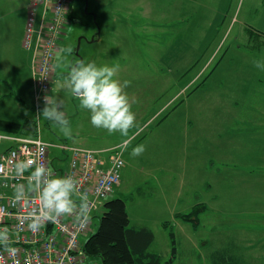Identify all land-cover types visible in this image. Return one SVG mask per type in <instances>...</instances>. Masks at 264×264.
<instances>
[{
    "label": "rangeland",
    "instance_id": "rangeland-1",
    "mask_svg": "<svg viewBox=\"0 0 264 264\" xmlns=\"http://www.w3.org/2000/svg\"><path fill=\"white\" fill-rule=\"evenodd\" d=\"M15 1L0 0V6L10 12ZM190 2L188 10L181 0H73L65 38L54 56L49 94L64 101L61 110L72 137L65 138L42 116L36 120L45 104L34 110L31 53L20 47L22 66L16 68L10 54L15 45L0 46V116L36 120L40 135L51 144L49 159L54 167L68 161L59 144L89 148L103 157L120 148L124 165L110 197L124 199L130 226L152 231L146 251L168 260L172 230L176 252L169 264H215L213 251L227 239H234L236 243L229 245H237L245 254L257 250L264 254V167L244 159L250 153L264 156L263 140L254 141L248 132L264 120L260 109L264 89L254 93L259 79L264 81V71L252 63L264 60V0ZM82 59L97 66L118 65L115 79L131 82L125 91L136 100L132 105L136 127L127 138L93 127L90 112L61 87L66 69L58 67V61ZM14 92L20 96L19 106ZM253 103L254 114L223 115L227 108L244 109ZM224 116L244 123L239 126L247 143L242 157L225 151L227 136L217 130ZM204 119L211 121L209 128L214 131L202 129ZM262 131L260 126L258 133ZM192 137L200 144L189 145ZM125 139H130L126 148ZM5 144L0 143V148ZM139 145L145 151L133 157L131 152ZM196 202L207 206L196 225L177 217ZM103 210L92 216L89 232L97 229ZM245 263L264 264V257L244 258ZM86 264L100 260L87 257Z\"/></svg>",
    "mask_w": 264,
    "mask_h": 264
},
{
    "label": "built area",
    "instance_id": "built-area-1",
    "mask_svg": "<svg viewBox=\"0 0 264 264\" xmlns=\"http://www.w3.org/2000/svg\"><path fill=\"white\" fill-rule=\"evenodd\" d=\"M72 0H29L22 46L31 49V69L34 86V110L50 94L53 80L54 56L60 36L67 24V13ZM38 20V24L36 21ZM0 230H7V248L0 244V264H86L82 251V237L88 235L93 213L114 191L124 165L122 150L114 147L106 157L81 147L57 145L67 151L66 166L54 167L49 159L48 141L40 136L39 125L35 136L0 130ZM31 161L22 176L16 174V164ZM37 164H43L54 176H71L77 180L81 194L91 201V219L85 226L76 222L74 215L44 222L39 231L28 227V213L38 206L34 196L27 202L13 203L14 188L26 184ZM79 192L77 195H79ZM77 202L78 198H77Z\"/></svg>",
    "mask_w": 264,
    "mask_h": 264
},
{
    "label": "clouds",
    "instance_id": "clouds-1",
    "mask_svg": "<svg viewBox=\"0 0 264 264\" xmlns=\"http://www.w3.org/2000/svg\"><path fill=\"white\" fill-rule=\"evenodd\" d=\"M67 52L71 54L72 49H67ZM252 63L254 67L264 71V60L253 59ZM57 66L66 69L61 87L79 100L82 109L90 112L92 126L105 129L109 133L119 132L127 138L130 130L136 127V115L132 111L136 100L130 99L125 91L131 82L125 80L121 83L115 79L119 66H97L95 62L85 63L83 60H60ZM43 99L45 106L36 120L42 116L53 127L58 128L65 138H71L72 127L65 112L61 110L64 101L51 95H45ZM129 143L130 139H125L122 147L126 148ZM144 151L145 147L139 145L133 148L131 155L135 157ZM31 164V161L17 163L16 174L22 176ZM77 184L73 177L54 176L43 164H37L27 178V183L15 186L13 203L27 202L30 195L39 202L28 213V227L34 232L39 231L44 222H56L58 218L66 215H74L76 222L83 227L91 219V201L87 194L79 192ZM0 244L6 248L9 244L6 229L0 230Z\"/></svg>",
    "mask_w": 264,
    "mask_h": 264
},
{
    "label": "trees",
    "instance_id": "trees-1",
    "mask_svg": "<svg viewBox=\"0 0 264 264\" xmlns=\"http://www.w3.org/2000/svg\"><path fill=\"white\" fill-rule=\"evenodd\" d=\"M0 130L26 136L37 134V123L33 118L12 121L0 118ZM103 212L95 231L88 233L82 242L85 257H98L100 264H169L176 252V240L172 230L169 231L172 256L162 260L159 253L147 252L148 244L153 240L152 231L146 226H130L124 199L108 197L103 202ZM205 209V204L196 202L186 213L177 217L193 225L198 223V215ZM215 264H241L225 252L213 254Z\"/></svg>",
    "mask_w": 264,
    "mask_h": 264
},
{
    "label": "crops",
    "instance_id": "crops-1",
    "mask_svg": "<svg viewBox=\"0 0 264 264\" xmlns=\"http://www.w3.org/2000/svg\"><path fill=\"white\" fill-rule=\"evenodd\" d=\"M72 1H71V3H72ZM181 1L182 2H186V7H187L188 10H189V8H192L191 2H190L191 0H181ZM28 5H29V0H17L11 6L10 12L7 11L4 7L0 6V46L3 45V49L4 48L6 49V47H11V45H13V46L15 45L14 50L12 48V50L10 51V54H11L13 60H14V65H15L16 68H19L18 67L19 64L22 66V62L19 59V56H20V54H19L20 53V49L19 48L20 47L24 48L22 46V39H23V34H24V29H25L27 14H28ZM36 24H38V20L36 21ZM96 37H97V33H94L93 39L94 40L97 39ZM64 38H65V32L60 36L59 43H62ZM58 49H59V45H58ZM27 50L32 55L31 49H27ZM4 55H5V53H4ZM53 80H54V78H53ZM258 82L259 83H257L258 85L255 88V90L256 89L258 90L259 88H263L264 89V81L259 79ZM257 90L254 93H256ZM9 92L13 93V91H9ZM14 94L16 95V97L14 96L13 98H14V100H17V101H14V103L18 102V106H19V101H18L19 99H17V96H18L17 92L16 93L14 92ZM18 97H20V96H18ZM1 99H2V96L0 97V100ZM254 104L255 103H253L250 107H246L244 109L243 108H241V109L236 108L237 106L233 107L235 109H228L227 108V109H225L223 115H228V113H234V114L249 113V114H254V112H255ZM260 109H261V113H264V108H260ZM227 110L229 112H227ZM214 111L216 112V109H213L212 112H214ZM257 111H259V109H257ZM0 118L12 120V121H18V122L25 119V117L20 119L19 117L18 118H13L11 116H8V117L7 116H5V117L4 116H0ZM220 119H222V120L220 122L219 129H217V130L219 131V134L223 132V135L225 134L227 136V138H224V140L226 141V144L223 145V146H225V151L232 152L233 155L231 153V156L234 157V158L242 157V155H243L242 152L244 153V151H245L243 146L246 145L247 143L245 141L246 138H244L242 136V132H244V129L239 128V126H241V127L243 126L244 127V123L243 122H238L236 119L233 121V118L228 120L226 118V116L221 117ZM193 120H194V118L189 123L192 124ZM209 122H211V121L204 119V122L202 124L203 125L202 129H204V131L206 133H209L210 131H214V130H211L209 128ZM260 126H262V129H264V120H263V122L256 123L254 126H252L248 130V132L251 133L250 136L252 138H254V141L263 140L262 144H264V131L260 132V134L258 133V128ZM192 134H193V131H192ZM41 138H42V136H41ZM209 143L210 142L207 141L206 144L209 145ZM193 144L194 145H199L200 141L197 138L192 137V141H191V143L189 145L193 146ZM6 146H7V144H5V146L0 148V152L3 151L6 148ZM244 159H246V161L250 160L252 163H255L257 166L264 167V156L261 157V155H258V154L255 155V154H251L250 153V156L245 155ZM115 188H116V186H115ZM205 207H207L206 204H205ZM102 208L103 207L101 206L96 211H99ZM96 211L93 213V216L96 213ZM85 238L82 239V241L85 240ZM229 243H236V242H235L234 239H227L226 242L224 241V242L219 244V249H218V246H217L214 249L213 252L214 253H217V252L228 253L229 255H231L232 257L237 259L241 264H243L244 258H254V257L258 256V255H262V257H264V254L258 252V250L254 251L252 255H248V254L243 253V249L240 250L237 247V245L230 246Z\"/></svg>",
    "mask_w": 264,
    "mask_h": 264
},
{
    "label": "water",
    "instance_id": "water-1",
    "mask_svg": "<svg viewBox=\"0 0 264 264\" xmlns=\"http://www.w3.org/2000/svg\"><path fill=\"white\" fill-rule=\"evenodd\" d=\"M94 40V39H93Z\"/></svg>",
    "mask_w": 264,
    "mask_h": 264
}]
</instances>
